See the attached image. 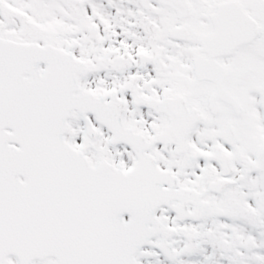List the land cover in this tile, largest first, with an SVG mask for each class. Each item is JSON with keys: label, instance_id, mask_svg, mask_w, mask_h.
I'll return each mask as SVG.
<instances>
[{"label": "snow or ice", "instance_id": "6c2138e0", "mask_svg": "<svg viewBox=\"0 0 264 264\" xmlns=\"http://www.w3.org/2000/svg\"><path fill=\"white\" fill-rule=\"evenodd\" d=\"M0 264H264V0H0Z\"/></svg>", "mask_w": 264, "mask_h": 264}]
</instances>
